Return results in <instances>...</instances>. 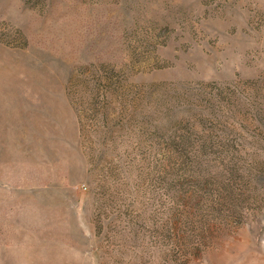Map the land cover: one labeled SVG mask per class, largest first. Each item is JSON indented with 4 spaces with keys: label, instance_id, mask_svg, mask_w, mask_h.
Instances as JSON below:
<instances>
[{
    "label": "rangeland",
    "instance_id": "1",
    "mask_svg": "<svg viewBox=\"0 0 264 264\" xmlns=\"http://www.w3.org/2000/svg\"><path fill=\"white\" fill-rule=\"evenodd\" d=\"M0 264H264V0H0Z\"/></svg>",
    "mask_w": 264,
    "mask_h": 264
}]
</instances>
